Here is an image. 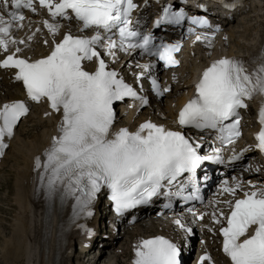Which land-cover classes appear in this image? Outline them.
Here are the masks:
<instances>
[{
	"label": "snow or ice",
	"instance_id": "6c2138e0",
	"mask_svg": "<svg viewBox=\"0 0 264 264\" xmlns=\"http://www.w3.org/2000/svg\"><path fill=\"white\" fill-rule=\"evenodd\" d=\"M37 3L47 10L48 19L34 21L25 16L23 10L37 13ZM0 5V53L5 54L0 68L15 70L14 79L22 82L31 101L46 100L53 112H62L59 135L52 138L43 162L40 157L35 160L41 187L49 197L59 193L61 200L74 199L73 213L77 217L93 215L92 205L104 189L120 215L150 203L164 189L167 191L163 194L169 198L166 208L171 207L173 197L185 202L200 199L197 170L207 161L223 163L221 149H215V155H202V143L152 121L140 124L135 131L125 127L114 131L115 103L131 98L143 107L149 101L110 69L103 58L107 55L115 60L117 51L130 54L139 50L141 55L163 61L164 67H172L179 63L174 55L180 50L179 41L155 43L152 32L139 30V21L131 18L137 7L134 0H0ZM26 19L29 27L42 24L53 37L49 55L35 60L20 55V45L27 46L41 31L37 27L26 40L17 38L14 32L25 27ZM72 20L79 25V32L94 34L74 35L69 28L56 42L61 21ZM185 21L201 28L211 27L205 17L189 16L183 8L173 10L170 4L163 7L155 26H182ZM187 31L192 33L194 29L189 27ZM212 35L197 34L196 40L211 47ZM44 43L48 44V40ZM85 62L94 67L88 69ZM138 67L144 72L136 77L137 82L148 74L157 95L170 90L161 89L156 77L151 76L155 62ZM256 95L264 96V53L255 67L234 57L215 60L202 73L194 98L180 110L177 124L181 128L215 130L222 144L233 145L242 134L239 110L247 108L246 101ZM28 111L20 100L0 107V156L8 147L5 138H12L18 121ZM258 122L261 128L255 147L264 153V101ZM243 154L233 150L229 160L238 161ZM173 187L175 192L171 191ZM188 187L192 191L184 195ZM220 193L229 194L232 199L210 201L212 212L201 213L197 218L210 215L214 224L222 225V251L231 264H264V184L233 177L231 184L228 180L222 182ZM221 203L229 210L227 215L219 207ZM174 223L183 232L192 233L181 218ZM181 256L179 244L156 236L134 245L133 264H182ZM206 262L214 264L208 253L199 258V264Z\"/></svg>",
	"mask_w": 264,
	"mask_h": 264
},
{
	"label": "bare ground",
	"instance_id": "6f19581e",
	"mask_svg": "<svg viewBox=\"0 0 264 264\" xmlns=\"http://www.w3.org/2000/svg\"><path fill=\"white\" fill-rule=\"evenodd\" d=\"M256 1L257 0H253L252 6L250 7H246L244 2V4L236 9L247 18L246 22L243 24L235 25L232 15L222 20V27L226 30L227 35L230 38H236L237 41L245 38V28L249 29L251 27V29H253L254 37L249 41L251 45L250 47H246L247 50L252 52L253 59H256L260 53H264V7H261L262 3L264 4V0ZM202 43L207 45L204 41H202ZM260 45L262 49L259 53L258 47ZM223 53L232 55L233 50H223ZM125 58V63L132 60V57L129 56H125ZM193 68L194 66L192 65L190 69ZM138 70L140 69L138 68ZM1 83L7 90L12 89V92H8L5 95V99L12 100L18 98V95L15 93L19 91V87L16 84L14 85L10 73L9 75L1 77ZM192 91L193 85L189 79H186L178 86H174L169 94L164 95V97L158 101L159 110L157 112L161 115H165L170 123L173 122L175 114L186 102V99L191 96ZM262 101L263 100L253 103V108L250 107L247 111L254 112L256 108H260ZM128 106L136 108L134 105ZM122 110H125V108ZM35 118L38 121L41 119L38 116H35ZM61 119L62 112L56 115L53 121L51 119L44 121L45 129L38 133L37 136H31L32 131L26 132V130L16 129L10 147L5 154L4 161L6 162L7 159L8 161L12 160L15 166L13 173L15 178L13 191L19 211L17 215L13 216L12 226L10 225L13 230V235L9 239L1 242L0 251L3 255L1 258L2 261L11 264H70V257H68L69 247L66 244L67 241L74 239V237L82 231L84 225H93L99 223V221H104L102 215H98L94 221L93 215L74 216V199L68 198L67 200L58 202L55 195L49 197L45 189L41 187L39 179L40 173L35 170V160L36 157H40L43 162L44 153L51 146L52 138L59 135L58 126ZM143 120L144 119H138L139 125L143 123ZM167 124L168 122L165 123V125ZM118 125L119 124L115 122L114 131L118 130ZM132 131H135V127ZM26 135L30 137L31 140L24 144L21 137ZM3 162L2 164L5 163ZM9 183L10 179L6 182V185H9ZM98 205H100V203H98L97 200L92 205V212H94V209L98 208ZM134 218L135 226L147 228L148 222L151 223V217L146 213L135 215ZM122 224H125V221H122ZM218 236L219 231L215 230L216 239ZM116 239L117 237L113 238L112 242L99 241L102 245L95 264H113L117 261L116 252L115 255L109 257L107 260H103L106 253L115 249ZM201 239H203V237ZM140 240L141 239L138 238L136 243ZM194 240L195 234L192 236L190 235V244H192ZM201 245L200 243L199 246L202 249L201 251L206 252V250L203 249L205 246ZM116 248L123 250L121 245ZM95 250L96 246H93L91 251L95 252ZM92 252H90V254ZM79 260L81 259L79 258ZM75 261H77V257ZM119 264L121 263L119 262Z\"/></svg>",
	"mask_w": 264,
	"mask_h": 264
},
{
	"label": "rangeland",
	"instance_id": "374dc122",
	"mask_svg": "<svg viewBox=\"0 0 264 264\" xmlns=\"http://www.w3.org/2000/svg\"><path fill=\"white\" fill-rule=\"evenodd\" d=\"M249 2L252 5L253 0H249ZM246 17H244V14H239L236 13L234 15V24L235 25H241L244 22H246ZM245 33H244V37L245 39L249 36V31L251 30V28L249 29H244ZM244 39V38H243ZM242 40L237 41L236 38H228L227 41H223L226 43V45L222 46L220 45L221 48H223L226 51H229L230 49H232L233 51H241L243 49V45H242ZM248 39V38H247ZM217 41H215L213 43V45H216ZM229 48V49H227ZM203 58H205V54L201 53V54H197L194 58H192V62L194 66H200L203 63ZM145 111H143V114L141 115V117H151V118H155L156 120H158L157 118L161 117L160 114L156 111L155 107H149L147 109H144ZM129 117V114H127L125 117H123L124 120H121L122 122L124 121H128L126 120ZM35 118V117H34ZM132 117L129 119L131 120ZM34 120V122H33ZM33 120H29L27 123L23 124L21 126V130H26V132L28 131H32L31 136H37V134L41 131L40 126H43V123H38L40 121H35V119ZM245 121H246V128L249 130L250 126H251V122H252V117H250L248 114H246L245 116ZM36 125H40L37 128L35 127ZM21 139L23 140L24 144L25 142H29L31 140L30 137L23 136L21 137ZM5 162V161H4ZM3 162V163H4ZM4 170L0 171V185L2 183L5 182V178L9 177L11 178V184L10 185H4L3 188H9V190H2L0 191V245L1 242L3 240H7L9 239L12 235H13V230H12V222H13V216L17 215L19 208L14 200V193H13V188H14V170H15V166H14V162L11 160L9 162H6L5 164H2ZM2 169V168H1ZM10 186V187H8ZM12 190V191H11ZM11 225V226H10ZM15 225V224H14ZM147 228H143L142 226L140 227H136V228H132L129 227V229H127V233L126 235L124 234L121 238L119 237L117 240V245L118 246H122L124 245V249L122 250V253L125 254L126 253V245L129 243L130 239L135 236L136 233H142L143 231H146ZM150 230H154V229H149L148 232ZM3 238V239H2ZM115 247V249H116ZM115 249L111 250L109 253L105 254V257L103 258V260H107L109 257L115 255ZM112 253V254H111ZM127 255V253H126ZM2 253L0 251V264H11L9 262H5L2 261ZM119 260L121 261V263L125 264L126 259L124 258L123 255H116Z\"/></svg>",
	"mask_w": 264,
	"mask_h": 264
}]
</instances>
